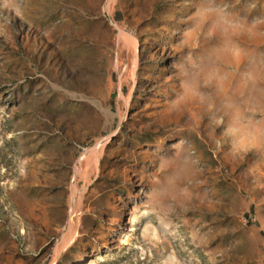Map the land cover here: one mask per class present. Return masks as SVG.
I'll return each instance as SVG.
<instances>
[{"label": "rangeland", "instance_id": "374dc122", "mask_svg": "<svg viewBox=\"0 0 264 264\" xmlns=\"http://www.w3.org/2000/svg\"><path fill=\"white\" fill-rule=\"evenodd\" d=\"M262 21L264 0H0V264H264ZM180 144L195 174H159Z\"/></svg>", "mask_w": 264, "mask_h": 264}, {"label": "clouds", "instance_id": "9594fccd", "mask_svg": "<svg viewBox=\"0 0 264 264\" xmlns=\"http://www.w3.org/2000/svg\"><path fill=\"white\" fill-rule=\"evenodd\" d=\"M264 22V21H262ZM256 28L255 22L252 24L250 33L252 29ZM260 35H264V29L260 30ZM178 111V107L175 101L171 102L169 108L167 109L168 114L174 113ZM237 121L239 117L234 118ZM256 128L259 131V136L257 137L259 142V147L256 144H253L252 147L248 148L246 151L255 152L257 154V159L253 161V164L250 166L249 171L254 175H259L264 172V122H261L256 125ZM222 135L225 139L232 140L233 134L231 132V126L225 127ZM175 155L172 157H162L158 169L159 174L166 173L169 169H179L181 171H190L193 175L195 174V164L188 159L184 154L186 153V149L182 144L173 146ZM159 187L156 191L160 194L161 199L168 198L172 196L175 192V185L173 182L169 180L167 176L163 181L155 180L154 181ZM181 196L187 197L190 195L189 192L181 190L179 193Z\"/></svg>", "mask_w": 264, "mask_h": 264}, {"label": "bare ground", "instance_id": "6f19581e", "mask_svg": "<svg viewBox=\"0 0 264 264\" xmlns=\"http://www.w3.org/2000/svg\"><path fill=\"white\" fill-rule=\"evenodd\" d=\"M99 157H100V153H98L97 156H94L96 162L99 161ZM74 217H75L74 219H77V214H75Z\"/></svg>", "mask_w": 264, "mask_h": 264}]
</instances>
